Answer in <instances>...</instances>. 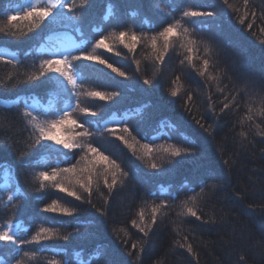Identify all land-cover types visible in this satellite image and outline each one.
Returning a JSON list of instances; mask_svg holds the SVG:
<instances>
[{
  "label": "trees",
  "instance_id": "1",
  "mask_svg": "<svg viewBox=\"0 0 264 264\" xmlns=\"http://www.w3.org/2000/svg\"><path fill=\"white\" fill-rule=\"evenodd\" d=\"M76 2L79 3V0ZM110 2L116 4L122 21L123 26L118 31L132 28L137 33L151 34L153 30H159L158 27L152 28L160 16L148 0L142 6L138 5V0H94L93 7L82 19L84 35L81 37L78 33H72L77 42L90 38L94 28L101 29L105 34L111 31L109 22L102 20ZM208 2L195 0L200 4ZM210 2L215 5L214 9L201 10H215L218 13L214 19L207 18L211 30H198L192 38L199 45L198 57L209 58L204 51L205 45L212 49L211 60L218 62V69L223 70L219 85L223 92L217 91L215 81L209 82L199 76L196 69L190 68L187 63L180 64L186 52L178 43L170 48L153 85L143 88V79H151L156 68L150 45L138 46L134 59L122 45L116 47V51L121 52L120 57L99 50V54L109 59L110 63L128 72L129 79L115 86H105L114 82L103 78L84 83L81 104L89 102L88 107L97 113L92 117L97 125L88 124L86 127L93 133V146L116 160L128 175L121 176L123 185L118 182L110 195L102 182L103 169L98 168L94 180L99 179V188L94 186L91 204L86 202L88 196L78 186L74 190L84 197L83 200L69 197L47 184L41 189L39 181L35 179V173L50 170L44 163L51 162V166L55 167L57 154L39 146L26 148L32 141V134L22 117L24 101L30 104L35 98L47 105L51 100L54 106H61L62 101L54 95V85L40 82L17 84L15 78L8 81L10 73H16L23 80L24 74L35 70L34 64L38 65L40 60L49 56L48 52L40 49L59 44L64 38L47 29H38L35 34L26 36L0 37V49L15 53L22 61L15 69L0 61V81L6 82L0 86V99L11 101L0 102V162L11 168V174L7 177L0 169V223L9 218L22 223L29 229L26 235L21 233L20 238L24 239H29L42 224L56 228L62 234H73L68 241L42 242L63 248L67 256L50 248L41 254L39 261L25 257L24 264H48L51 259L65 258L75 261L77 252L82 253L85 260L89 254L98 253L94 264H264V136L260 135V132H264V115L260 114L264 110V103L261 102L264 98V45L260 43L264 41V33L261 32L264 29V16L261 15L264 0H249L248 10H254L257 15L254 21L249 16L243 25L238 20L245 11L244 0H228L230 8L222 0ZM15 3L16 0H0V18L3 17L4 8L14 7ZM170 3L177 6L173 12L177 16L181 7L195 6L192 0H165L160 6L167 7ZM133 11L137 15H131ZM221 12L223 15L219 14ZM77 15H80L79 11ZM249 22L253 23L251 30L247 29ZM185 26L189 29L195 27L192 24ZM21 28L26 31L23 23ZM217 32L231 40V45L218 37ZM8 58L11 59V56ZM136 60L140 61L138 73ZM194 63L196 68L200 67L199 59ZM99 67L104 68L103 65ZM209 71L215 73L217 69L210 67ZM107 72L115 76L111 70ZM177 76L180 77L181 91L178 96L172 97L170 89L174 87L173 81ZM89 90L117 91L120 96L112 101H101L87 97ZM189 96H192L191 101L188 100ZM233 96L236 97L235 104L221 112L223 104L229 103ZM17 98H22L18 105L12 103ZM248 114L253 116L252 120L245 119ZM74 118L84 123L81 116L74 114ZM196 120H200L203 127ZM105 121H108L107 127L127 123L131 135L123 131L108 133L105 131ZM120 127H123V123H120ZM119 136L136 145L135 153L118 139ZM153 142L156 145L174 143L182 147L196 146L195 151L201 154V159L212 162L214 178L206 181L208 187L195 205L200 219L178 217L180 208L174 206L200 191L193 183L195 178L191 176V163L176 164L173 171L154 174L155 170L148 167L147 158H141L143 151L140 148L144 143ZM75 151L77 154L73 163L83 155L80 150ZM20 152H27V155L21 157ZM161 155L153 153V158L159 162ZM36 161H41V165L34 166ZM169 167L167 163L163 164V168ZM138 175L143 179L138 180ZM198 183L203 184L204 181ZM5 185L7 191L4 190ZM17 186L25 196L15 200L16 207L13 208L8 205L7 197L15 195ZM66 186L73 187L67 183ZM173 196L176 197L175 201L171 199ZM53 200L75 208V214L72 217H58L59 222L56 223H46L38 209H43ZM162 200L168 201L169 207L161 209L156 224L145 237L131 222L136 220L140 223L138 212L143 208L145 222L150 223L151 205L159 204ZM96 208H103L106 215L100 216ZM177 241L191 244L192 252L180 247ZM133 243L137 245L136 249L132 248ZM141 246L143 252L140 251ZM35 250V246L24 247V251ZM0 257L8 259V250L4 247H0Z\"/></svg>",
  "mask_w": 264,
  "mask_h": 264
},
{
  "label": "snow or ice",
  "instance_id": "2",
  "mask_svg": "<svg viewBox=\"0 0 264 264\" xmlns=\"http://www.w3.org/2000/svg\"><path fill=\"white\" fill-rule=\"evenodd\" d=\"M144 2L145 0H138V5L142 6ZM148 2L159 13L160 19L158 23L152 25L153 29L158 27V31L153 30L151 34L144 32L137 33L132 28L118 31L117 29L123 26L122 21L116 10V4L110 2L102 16V20L109 22L108 26L111 27V31L105 34L101 29L94 28L90 38L80 39L78 42L73 38L72 33H78L81 37L84 35L81 28L82 19L93 7L94 0H79V3L76 0H29L26 5L16 0L14 7L4 8L3 17L0 18V37L26 36L29 33L35 34L38 29H47L54 35L64 38L59 44L40 49L41 51L48 52L50 58L40 60L38 65L34 64L35 70L24 74L23 80L19 79L16 73H10L8 76V81H12L15 78L17 84L51 83L55 88V97L62 101L59 107L54 106L51 100L47 105L41 104L35 98L32 99L30 104L27 100L24 101L25 106L22 117L25 120L26 127L30 128L32 134V141L26 145V148L35 149L39 146L50 153L57 154L54 161L55 167L51 166V162L44 163V166L50 170L39 171L34 174L35 179L39 181L41 189L45 188L47 184L52 188L58 189L59 192L66 193L69 197L83 200L84 197L74 190V187L78 186L87 194L88 199L86 202L91 204L93 188L94 186L97 189L99 188V179L94 180L98 168L103 169L102 182L110 195L118 182L120 185H123L121 176L127 177L128 175L121 169L116 160L105 155L100 148L94 147L93 143L85 142L90 141V138L93 136V133L89 131L86 125H97V121L92 119V117L97 116V113L93 112L90 107H81L80 97L83 95L81 89L84 83L89 80H100L103 78L114 82V84H106L105 86H115L129 79L128 72L124 71L121 67H116L114 63H110L109 59L99 54V50H104L105 53H114L116 57H120L121 52L116 51V47L122 45L134 59L138 46L142 44L150 45L152 49L151 58L155 62L156 68L151 79H143L141 85L143 88V86L153 85L154 79L160 73L161 66L164 64L165 57L170 48H173L178 43L186 52L180 64L184 65L187 63L190 68L196 69L199 76L205 77L209 82L215 81L217 91H224L219 86L223 70L218 69V62L211 60L212 49L205 45L204 51L208 54L209 58L198 57L199 45L192 38L193 33L198 30H211V24L207 22V18L214 19L218 13L215 10L201 9H214L215 5L210 0L205 4L195 3V0H192L195 6L181 7L177 16L173 15L177 7L174 3L168 4L167 7H161L160 5L165 3V0H148ZM222 2L229 8L231 7V5H228V0H222ZM248 5L249 0H244L245 11L238 20V23L241 25L249 19V16H251L253 21L256 18L257 13L254 10L250 12ZM77 11H79L80 15H77ZM219 14L223 15V12ZM131 15L135 16L137 12L133 11ZM261 15L264 16V12ZM21 22H23L26 31L21 28ZM186 24H192L195 27L189 29L185 26ZM252 28L253 23L249 22L247 29L251 30ZM261 32L264 33V29H261ZM216 35L223 38L219 32ZM97 36L99 38H96ZM223 39L231 45V40ZM260 43L264 45V41ZM8 56H11V59ZM197 59L201 62L199 68H196V64L194 63V60ZM0 61L11 65L14 69L18 68L22 63L15 53H8L6 49H0ZM135 63L136 72L138 73L140 61L136 60ZM101 65L104 66L103 69L99 67ZM210 67L217 69V71L215 73L210 72ZM107 70H111V73H114L115 76H112ZM117 77L124 78V80H118ZM179 80L180 77L177 76L176 80L173 81L174 87L170 89L172 97L178 96L181 91ZM5 83L4 81H0V86ZM86 95L89 98H98L101 101H112L114 98L120 96V92L89 90ZM21 99L17 98L12 103L18 105ZM225 99L228 98L225 97ZM188 100L191 101L192 96H189ZM235 101L236 97L233 96L229 103L223 104L221 112L229 109L230 105L235 104ZM261 102L264 103V98H262ZM249 113H251V109H249ZM74 114H79L84 119V123L74 118ZM260 114L264 115V110H261ZM41 116H53L54 118L41 119ZM245 119L252 120L253 116L248 114ZM107 123L108 121H105V131L108 133L116 134L118 131H123L131 135V129L128 128L127 123L120 122L123 123V127H120V123H117L114 127H107ZM196 123L203 127L200 120H196ZM205 130L207 131V129ZM242 135L246 136L247 133H242ZM260 135L264 136V132H260ZM118 139L123 141L135 153V144H130L124 136H119ZM195 147H182L174 143L156 145L154 142L140 145L143 151L141 158H147L148 167L155 170L154 174H159L161 171H173L176 164L191 163V176L195 178L193 183H196V187L200 191L196 195L182 201L180 205L174 206L180 208V211L177 213L178 217L191 216L200 219L195 205L198 197L208 187L206 181L214 178V171L212 162L210 160H202L201 154L195 151ZM75 150H80L83 155L73 163L72 161L77 154ZM153 153H162L159 157V162L153 158ZM19 155L24 157L27 155V152H20ZM82 163L83 166L81 167ZM165 163L170 165V167L163 168V164ZM62 164H67L68 166L61 167ZM40 165L41 161H36L34 166ZM0 169H3L5 177L11 174L10 166L4 162H0ZM137 179L142 180L143 178L138 175ZM200 180H203L204 183H198ZM66 183L73 185V187L66 186ZM212 187H215V185H212ZM4 190L7 191V185L4 186ZM192 190L194 191L195 189ZM14 191L15 195H8L7 197L8 205L13 208L16 207L15 200L25 196V193L19 186ZM152 195H156V193H152ZM171 199L175 201L176 197L173 196ZM105 202L107 203V200ZM167 207H169V204L166 200H162L159 204L151 205L150 223L145 222V212L141 208L138 212L140 223H137L136 220H132L131 223L147 237L152 226L157 222V214L161 209ZM262 210H264V206H262ZM38 212L43 216L46 223H56L59 222L58 217H72L76 209L66 207L60 204L59 201L53 200L51 203L46 204L43 209H38ZM96 212L100 216L106 215L103 208H96ZM43 214L57 215L47 216ZM28 231L29 229L25 228L22 223L15 222L14 218H9L0 223V245H3L8 250V259L5 260L3 257H0V264H24L25 257L33 261H39L41 254L47 252L50 248L61 255L67 256L63 248L56 245L43 244L42 242L68 241L73 234H62L58 229L45 227L42 224L29 239L20 238L21 233L26 235ZM184 240H187V236L184 237ZM177 244L182 248L186 247L188 252H192L191 244H180V241H177ZM25 246H35L36 250L30 252L24 251ZM132 248L136 249L137 245L133 243ZM140 251L143 252V246L140 247ZM20 253H23L22 257ZM76 257L75 261L72 258H65L64 260L51 259L48 261V264H94V261L98 259V253L89 254L87 260L84 259L80 252L76 253Z\"/></svg>",
  "mask_w": 264,
  "mask_h": 264
},
{
  "label": "rangeland",
  "instance_id": "3",
  "mask_svg": "<svg viewBox=\"0 0 264 264\" xmlns=\"http://www.w3.org/2000/svg\"><path fill=\"white\" fill-rule=\"evenodd\" d=\"M29 1V0H28ZM19 3H20V0H19ZM67 11V10H66ZM23 23V22H21ZM50 58V56L46 57V59ZM0 102H3V103H10L11 101L10 100H7V99H0ZM90 106V103L89 102H82L81 104V107H88ZM93 111V110H92ZM75 116H80L79 114H75ZM85 142H91V138H90V141H85ZM92 143V142H91ZM0 247H3V245H0Z\"/></svg>",
  "mask_w": 264,
  "mask_h": 264
}]
</instances>
